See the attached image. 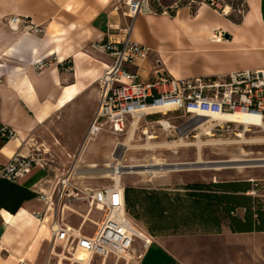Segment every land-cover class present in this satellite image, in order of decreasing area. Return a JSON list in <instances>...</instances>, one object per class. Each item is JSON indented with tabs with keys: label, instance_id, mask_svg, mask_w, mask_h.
<instances>
[{
	"label": "crops",
	"instance_id": "0c3cea01",
	"mask_svg": "<svg viewBox=\"0 0 264 264\" xmlns=\"http://www.w3.org/2000/svg\"><path fill=\"white\" fill-rule=\"evenodd\" d=\"M178 1L158 0L165 11L139 13L130 21L123 10H113L117 0H0V133L4 127L14 132L8 140L0 136V167L33 151L42 160L16 182L0 178V264L55 260L48 230L54 212L40 197L57 202L55 188L68 172H75L71 184L81 191L108 187H92L76 175L81 169L95 174L99 171L92 169L109 159L107 149L99 158L79 152L97 110L98 80L112 65L108 54L92 48L94 43L120 42L128 34L147 47L148 58L138 68L129 67L141 82L155 79L157 60L178 80L264 68V0H240L241 13L240 6L224 0L225 14L207 5L178 6ZM11 17L25 19L28 27L11 30ZM38 61L44 64L40 70ZM66 61L72 72L61 65ZM83 104L90 107L83 132L71 140L66 125ZM155 117L170 120L175 114ZM49 124L62 131L63 145ZM55 207L57 223L85 236L93 235L102 219L83 200L62 197ZM261 234L232 233L223 226L218 233L156 237L136 264H264Z\"/></svg>",
	"mask_w": 264,
	"mask_h": 264
},
{
	"label": "built area",
	"instance_id": "2783aa9c",
	"mask_svg": "<svg viewBox=\"0 0 264 264\" xmlns=\"http://www.w3.org/2000/svg\"><path fill=\"white\" fill-rule=\"evenodd\" d=\"M223 2L224 0H179L178 6L186 5L194 9L207 5L225 14L227 8ZM240 8L239 13L243 4H240ZM113 10H123V14L130 21L134 20L139 13L151 14L165 11L158 0H117ZM7 24L13 31L28 27V22L19 17H11ZM32 30L36 33L41 32L39 28ZM92 48L108 54L112 58V65L98 80V106L88 131V139L95 138L101 132L122 137L129 128L131 130L138 128L142 119L147 120L157 115L170 113H178L179 115H175L174 118H182L183 124L179 127L169 125L168 128L174 131L181 129L179 132L185 138L192 131L209 125L204 122V119L208 120L216 115L240 112L258 117L264 123V68L237 71L221 76L178 80L168 75L157 60L154 69L155 79L150 82H141L138 74L132 73L129 67L138 68V64L148 58L150 51L147 47L132 42L127 34L120 42H98L94 43ZM61 65L66 72H72L70 62H62ZM35 66L40 70L44 64L38 61ZM166 121L169 122V120ZM154 122L162 126L161 121ZM232 125L234 124L225 122L223 125L210 127V131L221 132L224 127L229 129ZM248 125L251 129L258 128L252 124ZM0 136L8 140L14 137V132L4 127ZM41 165L42 160L36 151L29 156L17 154L7 165L0 167V178L16 182L34 167ZM74 173L70 171L58 181L55 188L58 195L57 202L46 195L40 197L46 202L49 210L54 212L53 222L49 224L48 230L50 254L55 258V264L63 262L92 264L95 257L102 260L101 264L109 257H113L115 263L122 261L128 264L137 251L132 249L135 241L140 243L137 255L139 260L141 251L152 244L153 237L136 229V223L126 211L124 188H122L121 201L113 193L115 184L102 189L81 191L71 184ZM68 188H72V194L67 193ZM62 197L83 200L89 209L102 213V219L93 235L85 236L69 226L57 223L55 206ZM35 217L45 220L44 215L36 214ZM78 252L88 256L87 262L75 259ZM18 264L26 263L20 261Z\"/></svg>",
	"mask_w": 264,
	"mask_h": 264
},
{
	"label": "rangeland",
	"instance_id": "374dc122",
	"mask_svg": "<svg viewBox=\"0 0 264 264\" xmlns=\"http://www.w3.org/2000/svg\"><path fill=\"white\" fill-rule=\"evenodd\" d=\"M233 6H240V0H228ZM90 107L83 104L74 118L67 122L68 138L77 139L83 132L84 122L87 119ZM175 115H179L178 113ZM147 121V122H145ZM154 121H166L160 117L148 118L141 120L138 128L128 129L127 133L122 137L112 136L109 133L102 132L94 140L84 138L81 142L79 152H86L87 156L102 157L106 149L109 153L108 165H116L121 161L122 166L148 165L150 163H163L167 165L175 164H191L196 163L199 159L204 163H222L229 162L233 166L214 168H192L181 170H166L154 174L144 175H122L121 187H133L145 190H162L175 189L183 194V185L190 183H222V182H250L249 191L246 193L252 199V210H264V128H252L250 132L244 133L245 139L238 137L244 128L242 125H232L229 129L224 127L223 131H211L213 136H204L206 127L194 130L187 138L182 137L180 130L172 128H164ZM167 122V121H166ZM169 125L179 127L183 124V119H170ZM51 131L63 145V133L57 127V124H49ZM208 127V128H209ZM207 129V128H206ZM144 131V133H143ZM133 133V134H132ZM200 137L204 143L198 148L197 141ZM131 137V138H130ZM153 137V138H149ZM44 139V138H43ZM182 139V142H181ZM214 142L216 144H212ZM78 143L74 141V146ZM124 144L128 146L124 147ZM85 147V150L83 147ZM77 147V146H75ZM70 151V150H69ZM73 153L77 149L71 150ZM83 152V153H84ZM219 165V164H217ZM245 165V166H238ZM83 166V164H81ZM216 166V165H215ZM103 167L100 164L92 170L99 171L95 174H83V169L76 172V175H83L85 182L92 187L112 186L115 182L111 178H101ZM167 166L166 168H170ZM173 167V166H172ZM166 185H171L166 187ZM242 209H238V215L243 214ZM95 215H92L94 218ZM77 219V218H75ZM78 220V219H77ZM134 220V219H133ZM135 227L142 233H149L143 222L134 220ZM91 225L87 224L86 229ZM209 230L204 229L197 221H187L185 225L179 226L176 230H169L158 234L156 237H165L172 235H186L207 233ZM151 235V234H150ZM258 242L264 246V234L257 237ZM140 243L135 241L133 244V259L128 264H136L139 254ZM102 260L98 257L93 258L92 264H101ZM49 264H55V260H51ZM63 264H66L64 262ZM106 264H125L122 261L115 263L113 257L106 260Z\"/></svg>",
	"mask_w": 264,
	"mask_h": 264
},
{
	"label": "trees",
	"instance_id": "16d2710c",
	"mask_svg": "<svg viewBox=\"0 0 264 264\" xmlns=\"http://www.w3.org/2000/svg\"><path fill=\"white\" fill-rule=\"evenodd\" d=\"M250 182L190 183L182 191L124 188L128 215L143 222L151 236L176 230L195 220L207 233H218L223 226L232 233L264 232V210H252L246 195ZM242 209L240 217L236 211ZM149 234V235H150Z\"/></svg>",
	"mask_w": 264,
	"mask_h": 264
},
{
	"label": "bare ground",
	"instance_id": "6f19581e",
	"mask_svg": "<svg viewBox=\"0 0 264 264\" xmlns=\"http://www.w3.org/2000/svg\"><path fill=\"white\" fill-rule=\"evenodd\" d=\"M160 110V109H159ZM158 110V111H159ZM204 122H207V124L210 125V127L215 125H223L225 122H229L236 125H242L244 130L242 133H239L237 136L245 139V134L247 132L251 131V128L248 124H252L254 126H258V128H264V123H262L258 117L249 116L240 112H236L234 114H228V115H216L213 116L210 119H204ZM161 124L164 128H168L169 124L166 121H161ZM209 127V126H208ZM205 129L204 136L212 137L213 134L210 131V127ZM201 129V128H200ZM133 134V133H132ZM131 138V137H130ZM150 139L153 137H149ZM198 141L197 145L198 148L202 146L204 143L200 139L199 136H197ZM182 142V139H181ZM183 143V142H182ZM212 144H216L214 142H211ZM124 147L128 146V144H124ZM264 161V159H261ZM229 162H235V161H229ZM229 162H222V163H204L202 160H198L196 163H193V165L189 164H175V165H165L163 163H150L148 165H133V166H122L121 161H119L116 165H106L107 167H103V170L101 171L102 176L101 178H111L115 182V190L114 194L115 196H118L119 200L121 201L122 196V187L120 184L122 183V175H144L149 174L153 176L156 173L163 172L166 170H181V169H192V168H214L219 169L221 167H229L233 166ZM219 164V165H217ZM216 165V166H215ZM167 166H171L170 168H166ZM173 166V167H172ZM238 166H245V165H238ZM75 259L86 261L88 259V256L85 253L78 252L75 255Z\"/></svg>",
	"mask_w": 264,
	"mask_h": 264
}]
</instances>
